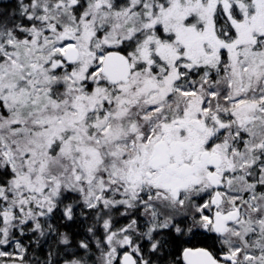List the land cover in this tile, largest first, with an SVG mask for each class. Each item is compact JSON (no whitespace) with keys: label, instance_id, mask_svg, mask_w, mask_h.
I'll return each instance as SVG.
<instances>
[{"label":"snow or ice","instance_id":"6c2138e0","mask_svg":"<svg viewBox=\"0 0 264 264\" xmlns=\"http://www.w3.org/2000/svg\"><path fill=\"white\" fill-rule=\"evenodd\" d=\"M0 264H264V0H0Z\"/></svg>","mask_w":264,"mask_h":264}]
</instances>
